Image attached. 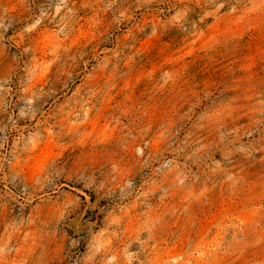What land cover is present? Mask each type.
<instances>
[{
	"label": "rangeland",
	"instance_id": "obj_1",
	"mask_svg": "<svg viewBox=\"0 0 264 264\" xmlns=\"http://www.w3.org/2000/svg\"><path fill=\"white\" fill-rule=\"evenodd\" d=\"M0 264H264V0H0Z\"/></svg>",
	"mask_w": 264,
	"mask_h": 264
}]
</instances>
